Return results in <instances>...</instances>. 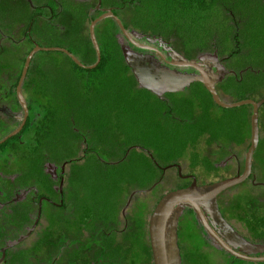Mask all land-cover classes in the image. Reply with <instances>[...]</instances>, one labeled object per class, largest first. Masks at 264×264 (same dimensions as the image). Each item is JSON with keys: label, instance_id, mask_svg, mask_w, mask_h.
<instances>
[{"label": "trees", "instance_id": "1", "mask_svg": "<svg viewBox=\"0 0 264 264\" xmlns=\"http://www.w3.org/2000/svg\"><path fill=\"white\" fill-rule=\"evenodd\" d=\"M60 1L62 2V10L60 11L58 9L56 10L54 7L59 5L55 0H51L44 4V7L49 5L52 9L49 14H47L49 20L51 18L60 19L68 15V17L71 16L72 18L70 23L78 25V23H80L78 21L85 15V17L87 16L85 22H88L90 25L95 17L89 16L84 12V10H87L85 8L86 2L89 3V10L99 12V10L96 9V3L91 4V0H74L83 3V5L74 2L76 10L74 9L73 11L68 7L70 0ZM129 1L134 2L135 0ZM137 1H140L142 4V8L137 11L138 16H146L145 18L148 17L151 20L154 17L153 14H158V16L163 17L165 21L166 18H168L172 22L169 25L171 28L181 29V26H183L190 30L192 35H195L199 39V43H201L196 54L198 61L199 57L204 54L226 57L224 60H226L227 67L233 70V72L224 75L225 77L222 79L223 82L219 84L220 88L228 94H232L230 91L236 90V100L233 102L248 99L250 97V92L245 88L247 85L245 73L250 67L243 65L242 67L241 61L237 60L234 62V65L231 66L230 61L234 60V58L236 59V56L239 58L244 48L248 50L246 51L249 57L248 59L253 61L252 64H257V58L264 55L262 50L264 47H261L260 43V37L264 30L262 27V24L264 25V23H262V21H264L262 13L264 9L258 6L263 0ZM126 2L127 0H121L120 7L125 6ZM134 5L135 4H133V9L135 7ZM114 8L115 7H113V10H115ZM89 10H87V12H89ZM36 15V12H33L31 17L27 19V30L31 27V23H33L32 30H34V18ZM115 23L120 36H123L117 22ZM64 25L66 28L68 27L67 22H64ZM216 26L220 31H223V36L210 43L208 41L214 39H210L212 37L210 33ZM225 26L227 30L230 29L229 32L225 30ZM125 27L133 38H141L138 35L134 36L127 26ZM41 28L42 34L44 35L54 36L56 34L48 28V23ZM246 28L250 29L251 32H249L248 35H244L242 39L241 36H243V34L241 31H244ZM74 31V36L70 34L66 36L65 39H74L77 45H79L83 55V59L80 57L78 58L81 62L88 66L95 64L97 61V53L92 43L90 33L86 35L80 33L81 31L73 30V32ZM155 37L151 36L150 39L152 38L158 44L160 43V45L163 43L161 39H167L165 37H159L161 39ZM124 39L128 41L127 38ZM99 45L101 61L92 69L80 67L65 53L63 54L69 59V62H71L68 69L65 68L66 65L64 66L61 63L59 66H56L54 60L42 62L37 60L35 56L33 57L28 73L22 84L23 95L26 102L30 105L29 118L18 135L7 139L0 145L1 149L6 148L11 151V160L17 159L25 166L28 165L27 167H34L35 169L41 166L44 167V163L54 159V157L65 159L66 161L70 160L74 165L76 161L73 160H76V157L71 153L73 148L72 141L78 139L84 143L89 141L94 143L93 148L86 145L84 152H88V150L92 151L98 146L99 149L108 151L111 155H114L112 156L113 160L104 162L103 158L99 155L100 151L96 150L95 153L97 152L98 155L92 161L94 162L93 165L96 166L95 168L99 169V162L101 161L103 164H118L126 161L132 151H138L136 146L139 145L135 144V141L138 139L137 137H145L148 142L147 151H152V157L150 156V158L154 173H158V169L159 173L153 174V177L155 176L154 180L153 177H150V174L153 172L152 168L146 166V169L139 175L140 177L143 176L144 179L138 182L139 186L137 187L139 188H136L137 191H143L153 183L155 186L160 184L164 179L165 173L162 172V168H160L159 164L163 166L173 161H178L184 148L192 143V141L196 143V140L200 139L201 136L208 134L211 141L216 144L219 143V141L216 142V139L218 136H221L224 141L231 143L230 136L233 134V131L235 132L234 134H240L239 125L244 123V118L248 119L250 122V131L248 135L251 136V116L253 111L251 105H245L250 107L248 111H244L246 107L242 106L232 110L237 113L234 116L225 115L219 120L207 118L208 115L206 113L201 114L200 117H202V119L195 115L191 117L192 114L198 113L199 111L196 104V97L199 98L200 93H198V96L196 95V97L191 98L184 96L179 102L170 101V99L166 101L152 91L142 88L139 85L135 74L125 61L120 38L105 34L103 43H99ZM67 49L77 57L76 52L70 48ZM28 53L29 51L24 58V62ZM88 54L93 55V57L86 58ZM24 62L19 69L20 72L22 71ZM189 69L194 70V68L191 67H189ZM18 81L19 76L15 79V86L18 84ZM193 85H200L211 99L212 103L218 106L202 83L197 82ZM137 87L140 90H138L139 92H143L145 96L148 95L147 97H150L148 99L144 97V99L140 100L139 107L130 104V102L135 100L131 95V90ZM190 90L191 88L185 90L181 94L184 95ZM219 91L220 90H218V93L220 94ZM176 95L177 94H171V100ZM17 101L19 100L17 99ZM165 102H170L173 105H167ZM222 109L226 111L225 114L231 112L230 109ZM145 119L146 121L144 122ZM21 120L22 117L20 121ZM142 122H144V128L148 129L139 135L138 130L136 131V129L139 128H137V124ZM209 123L211 124L210 126ZM79 125L85 128L83 133ZM129 129L131 130L130 132L128 131ZM132 134H136V138L130 140L129 138ZM119 137L125 139V147L123 149L115 141V139ZM171 140L175 142H169ZM249 143L247 145H249ZM141 146L140 150H144L145 148L143 145ZM149 146L151 148H149ZM221 146L224 147L223 145ZM154 149L156 150V154L153 152ZM244 160L245 157L242 159V169L245 162ZM223 162V165L226 166L227 162L224 160ZM95 168L92 166V171H96ZM76 171L77 176H79L81 180L88 179V176L92 175L93 177H97L92 172L90 175L88 168L84 166ZM110 174L111 173H108V175ZM145 176H148V178L145 179ZM105 185L106 184H104V186ZM104 190L105 197L108 199L111 198V196H115L116 191L121 192L123 186L122 184H107ZM113 190H115L114 193H112ZM96 192L101 191L96 187L94 191L95 195H97ZM74 196L82 197L81 193H77L76 188ZM100 202L101 201L96 202L98 207L102 206L99 204ZM186 208L184 216L186 215L187 217V215L193 214L196 221L202 226L207 236L212 240V244L215 245L214 238H212L204 228L203 224L197 218L195 211L190 207ZM97 209H90L89 212L91 214H93V212L98 213L99 210ZM82 212H85V210H82ZM252 215L255 216L256 219L252 226L256 227V229H258L260 225L262 227L264 224V216H260L259 212H255V210ZM262 242L264 243V241ZM222 249L230 254L224 248Z\"/></svg>", "mask_w": 264, "mask_h": 264}, {"label": "rangeland", "instance_id": "2", "mask_svg": "<svg viewBox=\"0 0 264 264\" xmlns=\"http://www.w3.org/2000/svg\"><path fill=\"white\" fill-rule=\"evenodd\" d=\"M51 0H29V2H26V14H25V22L22 24V20L20 23V16L19 14L17 17L9 18L4 24L0 25V86L2 85V89H0V92H5L6 90V82L2 79L8 78L11 76H14L15 70L20 69L21 65L24 62L25 55L28 51H30V48L33 46V43H37L38 45L42 47H63V48H70L74 52H76L77 58H82L83 55L79 48V45H77L76 41L65 39L66 36H69L70 34H73V30L81 31L80 33L89 34V28L90 25L88 22H85L87 20V16L85 15L78 21L80 23L77 24H70L68 22V15L66 17H61L60 19L57 18H51L50 20L47 17V14L50 12L49 5H46L44 7L45 3H48ZM56 1V0H55ZM89 1V0H88ZM101 1L105 7L113 8L115 7V14L118 16L119 19H121L124 26H127V28L132 32L134 36H140L142 40L148 41L151 36H158V37H165L169 38L171 40V43L176 46V48L189 60H197L196 57L198 47L201 45L199 43V39L192 35V32L190 30L184 28L181 26V29L176 28L173 29L169 25L172 23L168 18H166V21L163 17L158 16V14H153L154 17L150 20V18H145L138 16L137 11L142 8V4L140 1L135 0L134 2H130L127 0L126 5L120 7L121 0H91V4L96 3V9L98 3ZM13 2V0H4L2 3L10 5ZM59 3V5L53 6L57 10H62V2L60 0L56 1ZM75 3L83 5L81 2H77L74 0H70L68 7L70 10H76ZM258 6L264 9V0L261 1ZM101 4V5H102ZM133 4H135L133 9ZM137 5V7H136ZM40 8V9H39ZM85 8L87 10L90 9L89 3H85ZM34 9H38V11L42 12L43 15H37L34 20V30H31L32 39L27 40H21L20 46L17 47L15 43L11 41V38L19 39L18 32L20 28H24L26 26V21L31 17V14L34 11ZM84 10L89 16H93L95 18L100 17V13L94 10ZM261 12V11H260ZM263 19H264V10H263ZM262 15V14H261ZM262 20V18H261ZM64 22H67L68 27L66 28L64 25ZM116 20L113 17H106L100 20L96 26H95V33L98 39L99 43H103V37L105 34H109L111 36H115L120 38V34L118 32V29L116 27ZM48 23V28L55 32L56 34L54 36H48L42 34V32L38 31L35 28H41L46 26ZM76 23V22H75ZM264 23V21H262ZM33 23L30 25L32 26ZM118 27L120 28L119 24L117 23ZM50 26V27H49ZM262 27L264 28V25L262 24ZM88 28V30H87ZM250 28V27H249ZM121 29V28H120ZM251 29V28H250ZM250 29H244V31H241L243 34L242 39L244 35H248ZM225 30H227V27L225 26ZM260 43L261 47H264V30L262 31ZM212 38H221L223 36V31H220L218 27H214L211 31ZM7 35L12 36L10 39L7 38ZM208 35V34H207ZM62 37V38H61ZM216 39V40H217ZM151 41V40H150ZM153 41V40H152ZM212 43V40L208 41ZM263 42V44H262ZM4 48L2 50L1 48ZM35 47V46H34ZM33 47V48H34ZM20 52L19 60L12 58L10 55L11 52L18 51ZM69 50V49H68ZM264 53V48H262ZM244 48L243 53L238 56H236V59L230 61L231 66L234 65V62L241 61V66H247L250 67L246 73L245 78H247V85L246 89L249 94L248 99L253 100H261L264 98V55L262 57L257 58V64H252V60L248 59V54ZM37 60L39 61H47V60H54L56 63V66H59L60 63L62 65H66L65 68L68 69L71 62H69V59L62 53L58 51H44L40 50L36 52L34 55ZM92 58L93 55H87L86 58ZM238 58V59H237ZM19 65V67H18ZM63 66V67H64ZM242 66V67H243ZM246 67V68H247ZM245 68V69H246ZM131 77V76H130ZM129 77V79H130ZM131 81V79H130ZM138 87L131 90V95L135 99L134 101L130 102V104L135 106H140V100L145 98H150L145 96V93L139 92ZM235 91L232 90V94H228L224 90L220 92L221 98L225 102H233L236 100L235 97ZM198 93H200V97L197 98ZM174 94V93H173ZM172 94V95H173ZM2 94L0 93V102H2ZM184 96L191 98L196 97V104L197 108L199 109L198 113L192 114L191 117H194V115L201 116V114H207V118L209 117L212 120H219L223 118V116H234L235 113L232 111V108L230 109L231 112L229 114H225L226 111H224L222 108L216 106L212 103L211 99L208 97V95L204 92V89L200 85H193L191 87V90L187 92L184 95L177 94L174 96L170 101L179 102ZM152 99V98H151ZM123 100V99H122ZM154 101V100H153ZM246 108L244 111H248L250 109L249 106H245ZM239 108V107H238ZM202 119V117H200ZM199 120V118H198ZM146 119L144 120V122ZM197 121V120H196ZM244 123L239 125V131L240 134L249 133L250 131V122L248 119H243ZM144 122L137 124L136 131L138 130L139 135H141L144 131H146L148 128H144ZM143 125V126H141ZM211 124L209 123V126ZM80 129L82 130V133L85 131V128L82 127V125H79ZM259 130H260V142L256 149V152L254 154V164L255 169L254 173L251 177H248L247 179L230 186L229 188L225 189L224 191L220 192L218 194V204L220 207V210L223 214V216L227 219L228 222H231L230 224L234 225L236 227V230H238L241 234H243L245 237L262 242L264 241V224L257 230L253 228L252 225L255 223V216L252 214L254 213V207H259V197L263 196L264 194V104L260 108L259 113ZM131 131L130 129L128 130ZM136 133V132H134ZM235 132L233 131V134ZM232 134V135H233ZM136 134H132L130 136V140L136 138ZM239 135V134H238ZM137 141H135V144H138L139 146H136L138 151H130L129 158L121 163L118 164H103L102 161L99 162L100 168H95L96 166L93 165L94 162L92 161L95 157H97L98 153L95 151H100L99 155L103 158L104 162L113 160L110 152L104 151L98 148V146L94 150H88L90 153V158L87 156L86 165L88 166V171L91 175V172L94 173L97 177L88 176V183L87 184H76V189L82 194V197L90 198V209L93 210L95 207V201L94 198H101L103 202H107V198L105 197V190L107 187V184H122L123 190L121 192L116 191L115 196H111V198H114L115 201L113 204H117L118 202L124 203V201L131 196V192L136 188H139L138 182L143 180V176H139L141 172H143L146 169V166H149L152 168L153 172L150 174V177H153L154 169L152 166L150 155L152 151L148 150V142L146 138H141L140 136L137 137ZM115 141L119 146L123 149L125 147V139L123 137L116 138ZM214 143L211 141V138L208 134H205L204 136H201L200 139L196 140V143L192 141L188 146L184 148V151H182V154H180V162L183 165V168L186 172L190 171L195 175L199 181L202 182H216L221 181L225 179H230L236 176V171L233 166H225L223 165V160L226 161V158L228 155L237 150V153L243 157V147H235L232 148L230 146V143L227 141H224L221 136H218L216 139V142ZM169 142H175V141H169ZM105 143V142H104ZM225 143V144H223ZM106 144V143H105ZM112 144V143H111ZM110 144V145H111ZM86 145L90 148H93L94 143L92 141H89L87 143H84L83 141H79L78 139L75 141H72V151L71 153L73 156L81 155L84 153V149L86 148ZM108 145V144H106ZM116 145V143H115ZM145 148L144 150H140L142 147ZM223 145L224 147H222ZM217 146V147H216ZM221 146V147H219ZM247 147V145H246ZM245 147V148H246ZM149 148H151L149 146ZM156 154V150L153 151ZM133 155V156H132ZM10 155L5 154L4 156H0V184H14V182H11L10 179L7 177V174L11 172H17L19 170H23L26 166L21 161H18L17 159L12 160L11 165L10 161L7 164V161L9 159ZM132 156V157H131ZM55 159H58L57 157H54ZM78 166H81L77 163ZM92 166L96 169V171H92ZM76 169V167H73V170ZM13 172V173H14ZM108 173H111L108 175ZM139 176V177H138ZM177 169H170L166 172L164 175V179L162 182L158 185H156L154 188L152 185L146 187V188H153V191L150 192H143L137 191L138 198L135 201V206L138 209V218L134 222V227L132 230H130L128 233H132V237L136 240V247H135V257H137L139 260L145 259L146 250H145V240L143 239V225L146 214L150 215L151 206L157 204V201L166 194L167 192L174 190L179 186V182L177 179ZM92 178V179H91ZM113 178V179H112ZM139 178V179H138ZM148 178V176H145V179ZM155 180V176L153 177ZM18 183V182H15ZM104 184H106L104 186ZM96 187L101 192H96L97 195H95L94 191ZM72 184L66 185V196H68L69 192L71 193ZM152 190V189H151ZM115 190L112 191L114 193ZM136 193V194H137ZM141 193V194H139ZM260 195V196H259ZM141 197V198H140ZM140 198V200H139ZM123 200V201H122ZM106 210L108 211L110 208V203L106 204L104 206ZM264 207V205H263ZM261 208V207H260ZM95 210V209H94ZM259 215L262 216L264 212V208H261L258 210ZM93 214H95L93 212ZM249 226H248V225ZM232 225V226H233ZM233 226V227H234ZM234 227V228H235ZM251 229V230H250ZM253 230V231H252ZM261 231V233H259ZM127 233V232H126ZM125 233V234H126ZM129 236V234H126V236ZM251 236V237H250ZM179 242L182 247L183 256L185 259V264H264V260H248L244 258L239 257H233L232 255L226 253L222 248L215 246L212 244V240L207 236L202 226L196 221L193 214L186 215L181 220V225L179 228ZM263 243V242H262Z\"/></svg>", "mask_w": 264, "mask_h": 264}, {"label": "flooded vegetation", "instance_id": "3", "mask_svg": "<svg viewBox=\"0 0 264 264\" xmlns=\"http://www.w3.org/2000/svg\"><path fill=\"white\" fill-rule=\"evenodd\" d=\"M3 1L4 0H0V25L4 24V22H6L11 17L16 18L18 14L21 17L20 23L22 20L23 24L25 22V14L27 11L25 3L29 2V0H13V2L8 6L7 4H3ZM101 9L111 8L105 7L102 4ZM101 9L99 10L100 15L105 13V11H102ZM50 10L52 9L50 8ZM111 10L114 14L116 13L113 8ZM34 11L37 15L42 16V12L38 11V9H34ZM70 21H72L71 16L68 17V22L70 23ZM35 29L42 32V28ZM31 30L32 26L28 30L25 26L24 28L19 29V39L13 40V38H11L12 36L10 35H7V38H11V41L15 43L17 47H19L21 40H33L30 32ZM155 38L161 39L159 37ZM216 39L217 38L212 39V42ZM135 40L139 43L151 46L152 49H140L126 40L124 43L129 45L131 49L137 53L153 56L160 66L182 73L197 72L195 69H189V67H178L170 64L173 59V51L182 56L184 55L176 48L175 45L171 43L169 38L161 39L163 40L161 45L160 43L158 44L155 42L152 38L150 39L151 41H145L137 37ZM35 44L37 43H33L30 51L33 49ZM1 49L4 50L3 47ZM9 56L15 60H19L20 52L19 50L15 52L13 51ZM218 58L220 64L225 70L224 75L233 72V70L227 67V63L225 62L226 60H224L226 57L218 56ZM213 70L216 71V68H213ZM21 72L18 68V70H15L14 76L8 78L2 77L7 86L5 92H0L3 95V101L0 102V141H3L8 135L16 130L22 124L24 119L23 106L21 105L20 101H17V85H14L15 79L18 76L20 78ZM224 77L225 76H223V78ZM222 79L216 84L217 90H220L219 92L222 91L219 85L221 82H223ZM192 85L188 89H190ZM0 89H2V85L0 86ZM183 92L184 91L166 92L162 96H158L167 101L171 98V94L174 93L182 95L181 93ZM26 103L28 106L29 118L30 105L28 102ZM165 103L170 106L173 105L170 102ZM21 117L22 120L20 121ZM230 138V146L232 148L240 146L243 147V157H241V155L237 153V150H235L228 155L225 161L227 162L226 166H233L236 171L235 174L238 175L239 172L242 173L244 170L245 162L242 169V159L246 157L247 150L250 146L249 142H251V136H249L248 133L239 135L233 134L230 136ZM248 143L249 145H247ZM255 152L256 151L253 153L252 159V172L249 177L252 176L255 169ZM5 154L10 155L7 164L10 161L11 165V151L6 148H0V156H4ZM87 156L90 158L89 152H84L81 155H77L76 160H73L76 161L74 165L70 162V160L66 161L65 159L57 157L58 159L54 158L45 162L44 167L41 166L38 167V169H35L34 167L26 166L23 170H19L17 172L13 171L14 173L11 172L7 174V177L11 182H14V184H0V264L155 263L149 226L151 214L156 205L153 207L151 206V211L149 213L150 215L146 214L145 216L142 232L144 233L143 239L145 240L144 247L146 250V255L144 257L145 259L139 260L137 257H135L136 240L134 237H132V233H128L130 230H132L134 227V222L139 217L138 209L134 205L138 198V193L136 194L137 190H133L131 192V196L127 198L124 203L118 202L117 204H113L114 202L112 201H115L114 198H108L107 202H103L101 199L94 198V209L96 210L98 208L97 210H99L98 213L95 214H91L89 212V197L85 198L74 196L76 184L88 183V179L81 180L76 174V170H79L81 167L84 166L88 168V166L85 164L87 161ZM180 160L181 159L163 166L159 164L160 168H162V172L165 174L169 169H177L176 177L178 181L180 180L179 186H177V188L191 184L193 182V177L195 176L190 171H185ZM77 163L81 166H78ZM74 166L76 169L73 170ZM196 181L197 184L208 183L199 181L197 177ZM67 183L72 184V194L70 195L69 192L68 196H66ZM152 186L154 188L155 184L153 183ZM153 188H145L140 192H150L153 191ZM78 192H80V189L77 191V193ZM262 195L263 196L259 195V207H254L255 212L261 208H264V194L262 193ZM99 201H101L99 204L102 205L100 207H98L96 203ZM109 203L110 208L107 211L104 206ZM186 209L187 208L185 207L178 218V243L181 249V264H185V259L181 244L179 242V228L181 225V220L184 217V211ZM82 210H85V212H82ZM262 216H264V212ZM211 225L216 231H218V227H216L214 224ZM253 228L257 230L256 227ZM259 228V230H261V225ZM234 229H236V227ZM236 231L240 233L238 230ZM125 233L129 234V236H126ZM259 233H261V231ZM241 235L244 236L243 234ZM245 238L251 242L260 243L259 241L251 240L247 237ZM215 246L218 247L216 243ZM231 247L239 252H242L239 247H235L233 245H231ZM230 254L236 257L232 253ZM250 255L254 257H261L264 256V252L252 253Z\"/></svg>", "mask_w": 264, "mask_h": 264}, {"label": "water", "instance_id": "4", "mask_svg": "<svg viewBox=\"0 0 264 264\" xmlns=\"http://www.w3.org/2000/svg\"><path fill=\"white\" fill-rule=\"evenodd\" d=\"M97 9H101V1L98 3ZM101 10L105 11V13L95 18L89 28L90 37L97 53V61L95 64L85 65L71 51L59 46L42 47L35 44V47L28 53L17 84V96L24 109V119L16 130L3 141H0V144L16 136L23 129L27 121L28 106L22 92V84L36 52L40 50L62 52L72 58L80 67L95 68L101 61L100 45L95 33V26L103 18L113 17L119 24L123 34V36H120V42L122 43L125 61L132 69L137 82L142 88L162 96L166 92L185 91L192 84L199 82L205 86L215 103L224 109L238 108L245 105H251L253 108L251 116V142L246 153L245 167L242 173L230 179L206 184H197L196 177L194 176L191 184L167 192L157 202L151 214L149 226L151 245L155 259L154 264L182 263L181 249L178 243V218L185 207H190L195 211L197 218L210 236L214 238L218 246L239 258L264 260V256L254 257L250 255L252 253L264 252V243L251 242L238 233L223 216L218 204V194L220 192L247 179L252 172L253 153L256 151L260 141L259 113L261 106L264 104V98L258 101L253 99H243L230 103L223 101L218 93L216 84L223 78L225 70L220 64L217 55L204 54L199 57L198 61L189 60L173 51L171 65L191 67L197 71L196 73H182L160 66L153 56L137 53L132 50L129 45L124 43V38H127L130 43L140 49H152L151 46L136 41L123 25L121 19L111 9ZM213 68H216V71ZM211 224L218 227V231ZM231 245L239 247L242 252L235 250Z\"/></svg>", "mask_w": 264, "mask_h": 264}]
</instances>
